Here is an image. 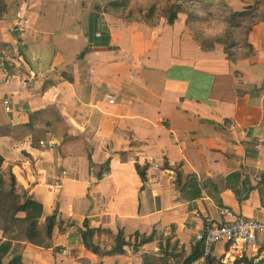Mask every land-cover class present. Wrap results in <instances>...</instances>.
I'll list each match as a JSON object with an SVG mask.
<instances>
[{
  "label": "crops",
  "instance_id": "1",
  "mask_svg": "<svg viewBox=\"0 0 264 264\" xmlns=\"http://www.w3.org/2000/svg\"><path fill=\"white\" fill-rule=\"evenodd\" d=\"M5 1L10 12L20 6L0 21V127L12 130L0 137V154L19 186L44 205V220L58 203L59 218L73 225L56 230L46 247L16 243V254L33 251L29 264H42L44 257L57 264L48 258L58 246H75L83 255L78 228L85 220L115 234L150 236L156 230L164 237L150 244L157 248L174 228L175 241L187 251L204 218L224 222L223 208L264 223V90L250 82L257 78L245 66L259 67L257 80L264 82V23L250 35L256 56L232 63L217 56L220 48L202 52L181 21L150 27L95 8L115 0ZM25 18L35 23L19 32ZM173 44L179 59L170 57ZM16 46L22 55L10 59L11 67L28 82L26 89L7 84L3 55ZM208 79L206 96L195 99ZM110 97L117 103L110 104ZM51 106L62 124L25 131L32 113ZM41 142H50V149ZM165 163L183 165L189 176L184 192L177 191L176 174L164 170ZM137 166H147L143 191ZM57 181L61 188L54 193L49 186ZM9 236L0 232V242ZM262 245L264 236L247 258L257 257ZM217 248L213 257L220 259L225 249Z\"/></svg>",
  "mask_w": 264,
  "mask_h": 264
},
{
  "label": "trees",
  "instance_id": "2",
  "mask_svg": "<svg viewBox=\"0 0 264 264\" xmlns=\"http://www.w3.org/2000/svg\"><path fill=\"white\" fill-rule=\"evenodd\" d=\"M239 1L248 4L241 11L233 10L226 0H137L135 3L115 0L104 8L100 6L95 8L99 13L116 16L125 21L144 22L150 27H157L161 22L174 26L182 16H185L184 29L198 43L202 52L212 53L220 48L228 61L237 63L256 56L255 49L250 43V35L256 26L264 23V0H254L253 3H248L250 0ZM145 4L149 6L145 7ZM19 6L18 2L10 12L6 1L0 0V21L8 14L14 16ZM135 16L137 18H134ZM222 21L229 25L222 33L205 32V27L210 22L219 26ZM15 54H19L18 49L15 53L10 52L9 57L15 58ZM3 65L9 75L19 74L13 71L12 61L8 66L7 62H3ZM62 122L60 112L51 106L32 113L25 131L33 134L38 128L52 129L56 123L60 125ZM11 132L9 127H0V137L8 136ZM44 143V148L49 150L50 142ZM182 167V164L170 166L168 163L163 166L164 170L176 174L175 185L180 193L186 190L189 183V176L184 174ZM136 171L142 181L143 191L148 184L147 166L144 168L137 166ZM64 226L68 228L73 225L59 218L58 203L54 214L44 220V205L30 196V191L19 186L13 173V166L8 165L0 154V232L10 234L7 240L0 242V264H26L22 256L12 255L16 254L13 251L14 245L24 243L38 248L46 247L53 239L55 231ZM78 230L84 249L101 263L108 259L130 258L137 255L141 256L140 264H229L224 263V256L220 259L212 256L203 262L202 246L193 245L190 251H187L175 241L174 228L168 237L157 240L159 246L155 258L144 249L155 243L156 237L164 238L159 236L156 230H153L150 236L137 232L128 237L123 230H118L115 234L111 230L91 228L87 220ZM263 251L264 245L257 257L247 258L244 255L233 264H264V258H260Z\"/></svg>",
  "mask_w": 264,
  "mask_h": 264
},
{
  "label": "built area",
  "instance_id": "3",
  "mask_svg": "<svg viewBox=\"0 0 264 264\" xmlns=\"http://www.w3.org/2000/svg\"><path fill=\"white\" fill-rule=\"evenodd\" d=\"M34 23L29 18H25L17 30L22 32L24 29L33 26ZM250 82L264 90V84L257 79H252ZM12 83L17 84L20 89L28 87V82L17 75L8 76L7 84ZM116 103V99L110 97V104ZM9 110L10 108H7V111ZM258 139L262 140L263 138L259 137ZM41 145L44 146L45 143L41 142ZM161 166V162L155 164V168H161ZM256 180L260 182L262 178L256 177ZM49 187L52 192L57 193L61 188V184L57 181ZM221 214L224 217L222 223H215L210 218H204V229L196 235L195 240L202 246L203 262L214 255L218 246H222L225 249L222 251L224 263L233 264L237 259L246 255L250 249L259 248L260 241L264 236V223L248 220L227 207L222 209ZM196 217L202 218L203 216L199 213ZM60 253L63 257H68L71 251L63 249Z\"/></svg>",
  "mask_w": 264,
  "mask_h": 264
},
{
  "label": "rangeland",
  "instance_id": "4",
  "mask_svg": "<svg viewBox=\"0 0 264 264\" xmlns=\"http://www.w3.org/2000/svg\"><path fill=\"white\" fill-rule=\"evenodd\" d=\"M120 1H124V0H120ZM125 1H131L132 3L137 2V0H125ZM253 1L254 0H250V2H248V3H253ZM227 2L229 3L230 6H232L233 10H235V11H237L239 9L241 10V7H242V10H243L245 7H247L246 5H248L247 3H243V2H240V1H239V3H237L236 0H229ZM147 6H149V4H145V7H147ZM237 7H239V9ZM201 12L202 13H205V11H203V10H201ZM20 13H21V11H20ZM134 18H137V17L135 16ZM20 19H21V17H20ZM122 20H124V19H122ZM184 20H185V16H182L180 18V21L183 22V24H182L183 26H184ZM126 22H128V21H126ZM205 32L208 33V34H217V33L220 32L219 26L216 23L210 22L205 27ZM11 49H14V48L11 47ZM15 49L17 50V46H16ZM169 50H170V48L168 46L164 48V52L169 51ZM172 50L174 51V53L173 54H170V57L173 58V59H179L181 56H179V52L176 51V49L174 47V44L172 45ZM19 54L22 55V50H21V53H19ZM9 55H10V51L8 49L7 52H6V54L3 55V58H4L3 61L4 62H7V66L9 64H11V60L10 59H12V58L9 57ZM217 56H220L221 57V56H225V54L221 51L220 53L217 54ZM245 66H246V69H247V71H248V73H249L250 76H254V78H257V79L259 78V76L261 75V70H260L259 67L254 66V65H251L250 63H246ZM18 70H19L18 72H20L22 74L29 72V70H27L25 68H21V69H18ZM190 74H191L190 71H188L185 74V76H186V84H187V87H186L187 89L186 90L188 91V94H190L191 91L193 90L192 85H191ZM204 78H205L204 75H200V79L199 80H203ZM210 80L211 79H208L206 81V83L204 85V89L203 88L202 89H197V90H205V92L204 93L203 92H198V95L195 97V99H200V98H203V97L206 96V90H208V86L210 85ZM260 82L262 84H264L263 81H260ZM49 122H50V120H49ZM224 125L230 131H233L235 129V125L231 124L228 121H225L224 122ZM62 129H63V127H62ZM127 234L126 235L128 237L131 236V235H133V234L129 235V233H127ZM195 238H196V236H195ZM113 241H114V238H113ZM67 245H68V243H67ZM195 245H198V243L196 242V240H195ZM109 246H111V243H110ZM67 248H69L70 250H72V254L68 258L61 257L60 251L63 250V248L60 247V246L55 247L53 249V251H51V252L49 251V258L48 259L50 260V262H55L57 264H75L78 261L79 264H101V263H99V260L96 257H90L87 252L86 253H83V255H81L80 252L77 251V249H74V248H76L75 246H74V248H73V246H70V247H67ZM144 250L146 252H149V253L153 254L154 258L158 254V248L154 244L145 247ZM30 252H33V251H30ZM30 252H28V251H22L19 254H14L13 253L12 255H21V254H23L24 262L27 263V264H29L30 263V259H26V258H27V254H30ZM38 255L39 254H37V256ZM83 256L88 257L89 259H85V257H83ZM46 261H47V258L44 257V262H41V263L42 264H50V263H46ZM140 262H141V256H137V255L134 256L133 255L130 258L129 257H119V258H115V259H108V260H106L102 264H140ZM32 263L34 264V262H32Z\"/></svg>",
  "mask_w": 264,
  "mask_h": 264
},
{
  "label": "clouds",
  "instance_id": "5",
  "mask_svg": "<svg viewBox=\"0 0 264 264\" xmlns=\"http://www.w3.org/2000/svg\"><path fill=\"white\" fill-rule=\"evenodd\" d=\"M229 27V25L227 24L226 21H222L219 24V30L222 33L223 31H225L227 28Z\"/></svg>",
  "mask_w": 264,
  "mask_h": 264
}]
</instances>
